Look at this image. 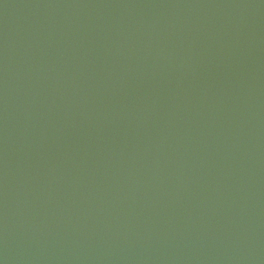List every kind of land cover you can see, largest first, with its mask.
<instances>
[{"label":"water","instance_id":"water-1","mask_svg":"<svg viewBox=\"0 0 264 264\" xmlns=\"http://www.w3.org/2000/svg\"><path fill=\"white\" fill-rule=\"evenodd\" d=\"M0 264H264V0H0Z\"/></svg>","mask_w":264,"mask_h":264}]
</instances>
